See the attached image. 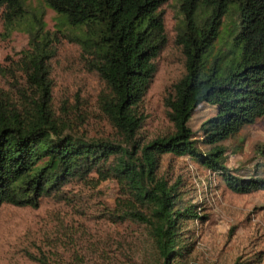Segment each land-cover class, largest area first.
Returning <instances> with one entry per match:
<instances>
[{
    "label": "trees",
    "instance_id": "1",
    "mask_svg": "<svg viewBox=\"0 0 264 264\" xmlns=\"http://www.w3.org/2000/svg\"><path fill=\"white\" fill-rule=\"evenodd\" d=\"M29 1L0 0L5 24L29 25L28 48L0 68L8 82L0 88V209L70 203L76 186L95 191L110 181L112 222L141 228L158 264L186 260L194 249L187 227L206 218L184 200L180 180L160 173L164 155L187 157L235 194L264 191L258 165L229 168L223 145L264 119V0H172L185 72L165 99L172 131L150 140L141 132L140 105L167 43L162 7L169 0H41L69 29L54 33ZM57 33L79 45L87 69L104 83L97 101L113 138L86 137L68 112L54 110L49 61ZM202 110L208 113L193 129Z\"/></svg>",
    "mask_w": 264,
    "mask_h": 264
},
{
    "label": "rangeland",
    "instance_id": "2",
    "mask_svg": "<svg viewBox=\"0 0 264 264\" xmlns=\"http://www.w3.org/2000/svg\"><path fill=\"white\" fill-rule=\"evenodd\" d=\"M28 4L30 12H41L45 31L69 32L41 0ZM162 10L167 43L155 60L156 73L140 105L144 116L141 132L148 140L172 131L165 99L171 85L185 72L184 57L176 44L178 10L172 0ZM28 31L25 19L7 25L0 18V68L10 67L28 48ZM56 36V52L49 61L54 110L58 115L68 112L73 127L86 137L113 138L115 133L97 101L104 83L87 69L78 44L62 33ZM0 88H8L7 78L1 74ZM207 113L202 110L193 116V129ZM223 145L229 149V168L253 169L258 165L264 177V119ZM160 173L173 182L180 180L184 200L197 204L206 218L188 225L194 249L186 260L175 264H264V191L235 194L220 178L187 157L164 155ZM74 192L77 197L70 203L44 199L37 208L3 206L0 264H158L141 228L112 222L113 182H103L95 191L78 185Z\"/></svg>",
    "mask_w": 264,
    "mask_h": 264
}]
</instances>
